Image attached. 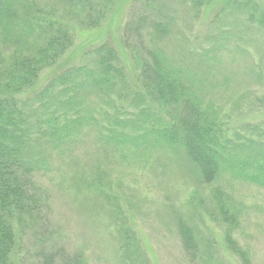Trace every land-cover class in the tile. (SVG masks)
Masks as SVG:
<instances>
[{
  "label": "rangeland",
  "instance_id": "1",
  "mask_svg": "<svg viewBox=\"0 0 264 264\" xmlns=\"http://www.w3.org/2000/svg\"><path fill=\"white\" fill-rule=\"evenodd\" d=\"M41 1L61 8L74 43L55 69L42 73L41 84L56 69L87 61V52L106 40L117 49L131 81L136 78L133 53L143 51L128 24L135 3L88 0L75 15L62 8L61 0ZM193 1L160 0L163 15L175 23L165 38L148 30V44L190 71L193 90L214 106L229 137L264 142V24L259 20L264 0H232L228 7L224 0H212L201 9ZM30 95L23 101L28 106ZM104 106L112 112V106ZM95 136L86 129L72 143L43 150L47 168L34 175L40 208L33 219L13 221L12 264H44L52 255L60 261L75 251L83 253L86 264H120V226L137 235L143 264H243L229 248V234L252 264H264L263 187L229 172L205 184L181 149L120 152ZM215 194L237 216L233 226L223 219ZM180 220L197 235L196 256L184 249Z\"/></svg>",
  "mask_w": 264,
  "mask_h": 264
},
{
  "label": "trees",
  "instance_id": "2",
  "mask_svg": "<svg viewBox=\"0 0 264 264\" xmlns=\"http://www.w3.org/2000/svg\"><path fill=\"white\" fill-rule=\"evenodd\" d=\"M61 1L62 8L75 15L89 5L88 0ZM211 1L194 0L193 6L201 9ZM231 1L224 0V6ZM130 3L136 4L128 23L134 31L131 38L138 39L143 51L133 53L139 67L136 78L131 81L117 49L106 40L87 52V61L58 68L41 84L42 73L55 69L74 44L70 25L55 5L0 0V264H12L17 249L13 221L33 219L39 211L34 175L47 168L43 150L72 143L86 129L94 131L102 145L120 152L181 149L205 184L229 172L264 188V142L229 137L214 106L193 90L197 88L190 71L172 65L148 44V30L165 38L175 23L163 15L160 0ZM259 20L264 24V14ZM27 94L33 99L29 106L23 102ZM104 105L112 106V112ZM216 194L223 219L233 226L237 216ZM178 231L185 251L196 256L199 244L193 227L180 220ZM118 237L120 264H143L133 230L120 226ZM226 241L243 264H252L230 234ZM66 257L57 261L52 255L44 264H86L81 252Z\"/></svg>",
  "mask_w": 264,
  "mask_h": 264
}]
</instances>
